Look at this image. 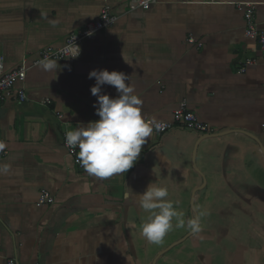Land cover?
I'll return each mask as SVG.
<instances>
[{
	"label": "crops",
	"instance_id": "1",
	"mask_svg": "<svg viewBox=\"0 0 264 264\" xmlns=\"http://www.w3.org/2000/svg\"><path fill=\"white\" fill-rule=\"evenodd\" d=\"M136 3L0 0L5 70L28 69L16 85L28 101L0 103V264H264V154L248 135L264 145V50L245 20L251 5L264 29V0H159L147 11ZM106 8L119 20L84 41L79 57L51 71L36 65ZM97 69L130 77L146 121L172 122L186 101L211 133L153 128L127 173L80 170L64 138L100 119L89 79ZM103 94L118 95L109 85ZM156 182L186 221L207 212L199 233L173 228L159 244L141 235L148 213L125 193ZM44 190L53 205H39Z\"/></svg>",
	"mask_w": 264,
	"mask_h": 264
},
{
	"label": "clouds",
	"instance_id": "2",
	"mask_svg": "<svg viewBox=\"0 0 264 264\" xmlns=\"http://www.w3.org/2000/svg\"><path fill=\"white\" fill-rule=\"evenodd\" d=\"M38 64L44 71L57 67V62L47 57ZM93 78L95 85L91 88V94L97 97L93 107L100 119L67 131L65 136L67 146L78 147V159L85 172L103 179L113 174L127 173L133 168L141 155L142 146L147 142L146 138L153 134L155 121L148 122L143 117L142 100L134 94L135 85L126 74L97 69L89 73V79ZM104 85L113 86L118 95L112 98L103 94ZM7 170V166H4L3 171ZM133 196L142 212L148 213L141 224L140 233L149 243H161L173 228L187 227L193 234L201 231V218L207 212H197L195 217L186 221L184 213L177 211L174 203L166 199L168 189L157 186V182L150 183L141 194L132 191L125 193L126 199Z\"/></svg>",
	"mask_w": 264,
	"mask_h": 264
},
{
	"label": "built area",
	"instance_id": "3",
	"mask_svg": "<svg viewBox=\"0 0 264 264\" xmlns=\"http://www.w3.org/2000/svg\"><path fill=\"white\" fill-rule=\"evenodd\" d=\"M158 1L159 0H137L136 4L137 8L147 11L153 5L157 4ZM242 6H244L243 3L239 5V7ZM245 6H247L248 8L247 12L245 13L247 36L258 37L260 47L262 50H264V29L260 30L254 21V7L251 5ZM118 20L119 17L112 15L108 8L104 9L99 20L89 23L85 28L71 35L67 39L63 47L59 49H47L43 51L40 60L44 59L45 57L55 61L79 57L81 45L84 41L93 37L94 35L112 28ZM188 43L191 45L198 44L199 47H202V44L197 43V41L193 37L189 38ZM36 65H39L38 62L36 63ZM27 71L28 69L26 67H22L12 72H6L5 59L0 55V103L11 99L14 95L20 103H25L28 101V96L25 88L16 89V85L18 82H25ZM44 104L49 105L50 101H46ZM156 125H159V127L157 128ZM153 128L160 135H164L175 129L190 131L201 135H209L211 133L209 125L201 121L195 113L191 112L188 109L186 101L180 103V107L175 112L172 122H155ZM64 147L66 152L74 159L77 167L80 170H84V168L81 166V162L78 159V147L72 148L70 146H67L66 136L64 138ZM2 155L3 153L0 151V156ZM53 204L54 198L51 193L46 190L42 191L39 198V205L48 206ZM7 264L20 263L16 259L12 258L8 260Z\"/></svg>",
	"mask_w": 264,
	"mask_h": 264
},
{
	"label": "water",
	"instance_id": "4",
	"mask_svg": "<svg viewBox=\"0 0 264 264\" xmlns=\"http://www.w3.org/2000/svg\"><path fill=\"white\" fill-rule=\"evenodd\" d=\"M234 132H240V133L248 134V133H245L244 131H234ZM225 134H227V133H225ZM225 134L215 135V137H222V136H224ZM248 135H249L250 137H252L254 140H256V141L259 143V145H260V147H261V149H262V152H263V154H264V145H263V143H262L258 138L254 137L253 135H250V134H248ZM191 234H193V233H191ZM191 234H190V235H191ZM190 235H188V237H189ZM188 237H186V238L183 239L182 241L186 240ZM182 241H181V242H182Z\"/></svg>",
	"mask_w": 264,
	"mask_h": 264
}]
</instances>
